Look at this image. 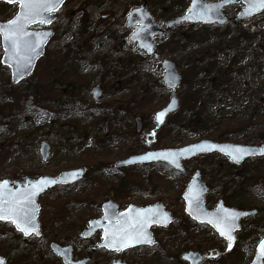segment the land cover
<instances>
[{"label": "rangeland", "instance_id": "rangeland-1", "mask_svg": "<svg viewBox=\"0 0 264 264\" xmlns=\"http://www.w3.org/2000/svg\"><path fill=\"white\" fill-rule=\"evenodd\" d=\"M190 1L65 0L49 27H32L51 30L53 36L34 71L14 86L23 96L27 92L24 100L7 112L5 122L0 121V149L6 148L0 155V181L23 186L25 178H56L75 169H83L85 175L75 185L54 187L39 196V237L25 238L11 223L0 221V257L6 264H62L51 252V243L71 246L72 259L85 257L87 264H187L175 257L188 251L202 255L200 264H250L264 236V184L255 171H264V160L235 166L215 153L185 161L181 173L165 163L114 167L117 161L147 151L179 149L202 140L222 142L217 140L221 132L226 135L224 143H264V12L238 20L243 9L238 3L223 9L227 22L222 26L182 23L167 29L165 23L182 16ZM144 3L163 29L155 39L153 56L126 40L137 27L128 28L127 17ZM17 8V4L0 2V23L12 19ZM2 54L0 40V58ZM208 57L217 68L209 74L204 69L191 78L190 68L202 65ZM165 60L173 62L181 75L176 113L186 91L201 87L208 96L210 85L205 81L216 70L231 66L239 72L213 92L201 126H175L177 115L173 114L155 129L154 114L166 106L171 94L163 84L161 63ZM257 63L263 66L258 69ZM184 72L188 77L183 85ZM7 78L9 69H0V104L8 101L2 85ZM95 86L102 90L97 101L91 97ZM41 143L50 147L45 161L39 152ZM8 144L12 146L7 150ZM196 170L208 186V210L223 200L227 207L256 211L240 222L232 245L238 257L227 259L229 242L184 212L182 194ZM121 183L125 188L119 192ZM134 183L139 188L132 187ZM108 201L119 210L161 203L173 221L166 228H151L152 246L115 254L97 247L100 231L88 239L80 236L89 220L101 216V205Z\"/></svg>", "mask_w": 264, "mask_h": 264}, {"label": "water", "instance_id": "water-1", "mask_svg": "<svg viewBox=\"0 0 264 264\" xmlns=\"http://www.w3.org/2000/svg\"><path fill=\"white\" fill-rule=\"evenodd\" d=\"M3 1L7 4L13 5L17 4L18 9L16 15L10 20H14L17 16V14L20 11V5L19 0H0V2ZM65 0L60 4L58 10L62 7ZM241 3L243 4V9L238 13V19H248L253 16H257L264 12V8L258 9L256 11H247L250 8V3L248 0H223L220 2H205L204 0H198V7L197 11L200 10V6L202 5H210V6H218L214 7L213 11L209 14V18L206 20L202 19H195V18H188L190 13L189 9L193 6V0H191L186 12L176 18L172 19L170 21H167L165 23L167 29H170L174 25H180L182 23H191V24H205V25H211V24H217V25H224L227 22V18L222 13V9L226 6ZM54 11L51 13H46L45 15L49 16L51 18L50 23H42L40 20H36L33 23L27 24L25 27V30L28 33H48V35L44 38V43L41 45L39 49L36 50L35 54L33 55L31 64L27 66L26 69L23 71H17L15 66V60L12 56V47H11V41L5 40L4 35L0 33V40H1V47L3 50V54L1 56V64L5 67H7L10 71V77L12 84H17L21 80L28 77L36 64V62L44 55V49L50 40V38L53 36V32L51 30H42V31H34L32 30V27L37 24H43L46 27H49L54 21H55V13L58 11ZM131 14V15H130ZM142 19L144 30L138 31L141 28V24L139 21ZM9 22V21H8ZM8 22L0 23V25H6ZM126 26L128 28L136 27L132 33L129 34L127 37L128 43H136L137 48L143 50L147 55L153 56L155 52L157 51L156 45H155V37H159L163 34V29L155 23L153 16L146 8L145 3L140 6L139 8H136L132 10L126 20ZM25 39H32L35 40L36 37H26ZM150 49V50H149ZM161 67L164 69V76H163V84L165 87H167L169 90H171V94L169 97V101L166 104L164 108L157 111L154 114V122H155V129H160L164 123L166 122V119L168 116L173 115L176 113L179 109V99L177 97L178 88L181 81V76L175 66V64L171 61L165 60L161 63ZM102 93V90L99 86H96L91 91V96L94 101H97ZM163 113V116L160 117V119H157L158 114ZM139 120L136 119V123H138ZM241 147L246 149H253V150H259L264 149V143L259 146H251V145H237L232 143H220L215 142L211 140H202L198 143L188 145L179 149H163L158 151H147L144 154L141 155H135V156H129L125 160L117 161L114 164L115 168H122V167H129L134 165H145L150 163H165L168 165L171 169L177 172H182L184 170L183 162L191 160L197 156L201 155H211L218 153L224 157H227L231 163H233L236 166L241 165L245 160L249 158H256V157H264V154H260L257 152V154H246L243 155L239 161L235 160L233 156L230 154L231 149ZM39 152L42 157V160L45 161L50 152V147L47 143H41L39 147ZM151 154V158L144 159L145 156H148ZM169 154H176L174 157ZM173 159L175 160V163H173ZM178 165V166H177ZM75 174V175H73ZM85 171L83 169H75L70 170L66 172L60 173L56 178L54 177H42L37 180H30L28 178L25 179V185H20L16 182H9L6 180L0 181V184H3V182H7L6 187L0 188V197H2L4 200H9L13 196H20L25 194L27 191L31 189V186L34 184H37L41 179H48L52 181H56V183H50L47 185L42 186L39 190H36V194L33 197L36 207L35 212V223L39 230V235L35 233H30L29 235H25L22 231L18 230L16 225L12 223L10 219H3L0 220L1 222L11 223L13 228L22 234L23 237L28 238L31 236L39 237L40 236V224L38 222V215L40 211V207L38 204V198L39 196L43 195L48 190L58 187V186H68V185H74L78 182H80L84 177ZM208 192V186L202 181L201 179V173L200 171L196 170L194 171L184 194L182 195V199L184 202V212L185 214L193 221L200 223V224H206L209 227H211L215 233L225 241L229 242V240L220 235V231L213 226V224L209 223L208 220L215 219L217 217H223L228 212H236L239 213L235 219L234 227L232 228V236L234 239L231 241V244H234L235 238H236V232L240 230V221L244 218H248L251 215H254L256 211H240L233 208L226 207L222 200H219L214 210H208L205 207V196ZM199 196V206L203 210L204 213H207L208 215L201 216V218H196L192 212L189 210V198L197 195ZM144 209L148 210L151 209L153 212L151 214L146 213V215H151V220L146 224V231L150 234L151 239L152 238V232L151 228L156 226L160 228H166L168 225H170L173 221V217L170 214L169 211H167L164 206L161 203H155L153 205H148L145 207H137L134 205H129L126 209L119 211L118 205L114 204L111 201H108L101 206V217L98 219H92L88 221V226L86 229L83 230L81 233V237L83 239H88L92 235H94L96 232L101 231V241L97 243V247L101 249H105L106 251H111L116 254H119L121 252L139 248V247H147L151 246L153 244L148 243H140V244H132L129 247L117 252L114 249H109L107 247H103L102 245L105 244L106 238H105V229H115L123 226H127L131 224L135 219L138 218V211ZM166 214V216L164 215ZM154 241V240H153ZM261 241H264V237ZM261 241L258 243L254 256L250 264H256L257 261V254L258 249ZM50 250L51 252L59 257L61 259L62 264H87L89 259L83 258L77 261H74L72 259V248L71 246H65L62 247L56 243L50 244ZM182 259L187 264H200L202 261V256L197 252H185L182 254ZM0 261L3 262V264H6L5 260L0 257ZM111 264H126L124 262H112ZM260 264H264V256L261 257Z\"/></svg>", "mask_w": 264, "mask_h": 264}, {"label": "snow or ice", "instance_id": "snow-or-ice-1", "mask_svg": "<svg viewBox=\"0 0 264 264\" xmlns=\"http://www.w3.org/2000/svg\"><path fill=\"white\" fill-rule=\"evenodd\" d=\"M62 2L63 0H19L20 11L16 18L9 21L6 25H0V33L4 35L5 40L11 41L12 56L15 60L17 71H23L31 64L32 54H35L36 50L41 47L44 43V38L48 35V33H28L25 30L26 25L36 20H40L42 23H50L51 18L45 14L58 10ZM248 2L250 3V8L247 10L249 12L264 8V0H248ZM197 7L198 0H193V6L189 9L190 15L188 18L206 20L209 18V14L213 11V8L218 6L202 5L199 11H197ZM139 23L141 24V28L138 31H143L142 19ZM32 36H35L36 39H25ZM162 116L163 113L158 114L157 119H160ZM257 152L264 154V149L253 150L236 147L231 149L230 154L238 162L243 155H255ZM169 155L174 157L176 154ZM148 158H151V154L144 157V159ZM173 163H175L174 159ZM50 183H56V181L41 179L37 184L32 185L31 189L23 195L13 196L9 200H4L0 197V220L10 219L17 229L25 235H29L30 233L39 235V230L35 223L36 207L33 197L36 194V190ZM6 184L7 182L0 184V188L6 187ZM189 210L198 219L201 216L206 217L208 215L199 206L198 194L189 198ZM152 212L153 210L151 209H141L138 211V218L131 224L111 230L106 228V242L102 246L119 252L132 244H153L154 241L146 231V224L152 218L151 215H146V213L151 214ZM164 215L166 216V214ZM238 215L240 214L236 212H228L223 217L208 220L209 223L213 224L220 231L221 236L229 240V248H231V241L234 239L231 233ZM262 256H264V241H261L259 245L256 264H260ZM0 264H3V262L0 261Z\"/></svg>", "mask_w": 264, "mask_h": 264}, {"label": "trees", "instance_id": "trees-1", "mask_svg": "<svg viewBox=\"0 0 264 264\" xmlns=\"http://www.w3.org/2000/svg\"><path fill=\"white\" fill-rule=\"evenodd\" d=\"M206 38H209V37H206ZM202 40L204 41V39H202ZM254 40H256V39L252 38V41H254ZM247 42H249V41L247 40ZM184 48H185V46H184ZM181 50H183V49H181ZM263 56H264V52L262 51V57ZM262 66H263V63H257L255 65V67L258 68V69H260ZM216 68H217L216 61L214 59H212L211 57H208V58H206L205 63H203L202 65L194 64L193 67L190 68L188 75H190L191 78H193V77L196 76V74L198 72L200 73L204 69H206L204 71H206L209 74V72L213 71ZM0 69H3V67L1 65H0ZM234 73H239V72L233 71L231 66L230 67H226V68L221 69V70H219V69L216 70L215 74L212 77L207 78L206 81H205L206 84L210 85L208 87V89H207L209 91L207 97H205L204 90L201 89V87L195 88L192 91H190V90L186 91V93H185L186 95L183 96L182 107L179 110V112L175 114V116L176 115L177 116H176V121H174L173 124L175 126H178V127L180 125L181 128H185V129H189V128H191V126H194V125L201 126L202 124H204L206 120L201 119V118L203 116V110L205 109V105H207L209 103V99L211 97H213V92H215L217 90V88L220 86L221 82L223 80H225V79H229L230 76L232 74H234ZM183 76H184V78H183L182 81H183V85H184L186 83V79L188 77L187 73L184 72ZM2 85H3V87L6 88V93L4 95V98L7 99L8 101L3 100L2 103L0 104V121H2V120L4 121L6 119V117H7V115H9L16 107H18V104L21 103L24 100L25 95H27L26 91H24V96H23V92L18 93L16 88L9 83V79L8 78H7V80H4ZM3 92H5V91H3ZM35 92L38 93V91H35ZM7 112L8 113L10 112V113L8 114ZM10 119H12V116H11ZM9 128H11V126ZM225 136H226L225 132H221L219 134V137L217 138V140L223 142L226 139ZM106 139L107 138L103 139L104 143L106 142ZM101 141L102 140L100 139V141L98 142L99 146H101ZM7 146H8L7 147V150H8V149L11 148L10 146H12V145L8 144ZM4 150H6V148L3 149V150L0 149V155H4V153H3ZM8 152H6V154ZM263 160H264V157L253 159L250 162H254L255 161V163H257V162L258 163L259 162L262 163ZM255 171H256V173L259 176L258 180L260 178H262L263 184H264V171H260V170H255ZM175 173H177V172H175ZM258 183H260V182H258ZM122 185L123 184L121 183L120 187ZM252 185H253V183H252ZM124 188L121 187L118 191L120 192ZM242 193H243V190H242ZM186 234H188L187 231H186ZM234 248H235V246H233L229 250V252L227 253V255H226L227 259L238 257V254H237L238 250L237 249L234 250ZM180 259H181V255L179 253V254L176 255L175 261L180 262L181 261Z\"/></svg>", "mask_w": 264, "mask_h": 264}, {"label": "bare ground", "instance_id": "bare-ground-1", "mask_svg": "<svg viewBox=\"0 0 264 264\" xmlns=\"http://www.w3.org/2000/svg\"><path fill=\"white\" fill-rule=\"evenodd\" d=\"M1 2H3V1H1ZM3 3H5V2H3ZM6 4H7V3H6ZM17 9H18V8H17ZM15 15H16V14H15ZM10 20H11V19H10ZM10 20H7L6 22H8V21H10ZM45 30H48V29H45ZM47 44H48V43H47ZM46 46H47V45H46ZM45 48H46V47H45ZM44 51H45V49H44ZM40 59H41V58H40ZM40 59H39V60H40ZM39 60H38V61H39ZM38 61H37V62H38ZM37 62H36V64H37ZM36 64H35V66H36ZM0 65L3 67V69L7 68V67H5V66H3V65L1 64V58H0ZM35 66H34V68H35ZM33 71H34V69H33ZM33 71H32V72H33ZM26 78H27V77H26ZM26 78H25V79H26ZM9 80H10V84L13 85V86H16V85L18 84V83H17V84H12V82H11V77L9 78ZM23 80H24V79H23ZM21 81H22V80H21ZM19 83H20V82H19ZM237 145H238V144H237ZM131 156H135V155H131ZM127 158H128V157H127ZM127 158H126V159H127ZM124 160H125V159H124ZM115 163H116V162H115ZM159 163H162V162H159ZM145 165H146V164H145ZM241 165H242V164H241ZM134 166H136V165H134ZM129 167H132V166H129ZM122 168H126V167H122ZM122 168H120V169H122ZM127 168H128V167H127ZM25 179H26V178H25ZM136 185H137V184L134 183V184L132 185V187H134V188H139V185H140V184H138L137 186H136ZM186 187H187V186H186ZM185 189H186V188H185ZM184 192H185V191H184ZM184 192H183V194H184ZM183 194H182V195H183ZM182 200H183V199H182ZM147 206H148V205H147ZM144 207H145V206H144ZM233 209H236V208H233ZM236 210H240V211H252L253 209H252V210L236 209ZM251 216H253V215H251ZM251 216H250V217H251ZM248 218H249V217H248ZM244 219H246V218H244ZM244 219H242L241 222H242ZM182 254H183V253H182ZM182 254H180V255H181V260L183 261V259H182Z\"/></svg>", "mask_w": 264, "mask_h": 264}, {"label": "flooded vegetation", "instance_id": "flooded-vegetation-1", "mask_svg": "<svg viewBox=\"0 0 264 264\" xmlns=\"http://www.w3.org/2000/svg\"><path fill=\"white\" fill-rule=\"evenodd\" d=\"M221 1H223V0H221ZM217 2H220V1H217ZM209 3H212V2H209ZM238 4V3H237ZM232 5H235V4H232ZM229 6H231V5H229ZM226 7H228V6H226ZM226 7H224V8H226ZM223 8V9H224ZM223 9H222V11H223ZM224 14V13H223ZM237 18H238V16H237Z\"/></svg>", "mask_w": 264, "mask_h": 264}]
</instances>
